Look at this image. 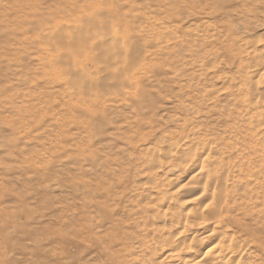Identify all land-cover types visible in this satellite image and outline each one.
Instances as JSON below:
<instances>
[{"label": "rangeland", "instance_id": "rangeland-1", "mask_svg": "<svg viewBox=\"0 0 264 264\" xmlns=\"http://www.w3.org/2000/svg\"><path fill=\"white\" fill-rule=\"evenodd\" d=\"M209 3L0 0L1 264H139L147 227L138 223L139 213L129 214L131 206L136 211L156 201L160 195L156 182L169 185L170 191L188 183L208 153L180 139L182 125L199 126L203 138L208 129H214L213 137L220 133L239 146L247 134L257 138L264 134V126L245 120L250 115H244L240 106L239 87L241 74L254 64V55L264 50V43L256 45L254 52L251 46L242 52V40L237 39L240 30L231 24L244 0H227L215 11L207 7ZM74 4L113 8L135 25L128 35L131 40L126 43L125 59L127 76L145 62L137 73L142 86L139 92L145 95L138 108L116 98L114 93L126 82L116 72L102 71L104 52L94 50L86 59L84 48L66 44L59 47L61 57L79 50V60H86V73H78L84 91L92 92L88 86L98 78L97 92L108 99L98 107L75 103L80 90L71 86L70 75H64L71 66L56 62L57 49L52 51L54 46L48 48L50 43L41 39L54 23L75 24L89 10L66 16ZM256 11L264 8L257 4ZM262 34L264 28H258L242 39ZM154 104L156 118L145 123ZM233 110L242 116L237 131L229 129L228 114ZM162 126L164 130L154 136L153 130ZM157 153L171 159V164L165 158L162 164H154L151 155ZM184 153L187 155L182 157ZM210 155L217 156L215 152ZM187 191L175 197L173 208L187 211L198 206L193 201L199 193ZM140 195L151 197L141 201ZM246 195H259L258 201L254 198L257 205L264 202V188L255 183L238 198L246 199ZM242 216L251 229L261 231L264 241V226ZM115 220L137 235L126 263L114 256L118 249L107 235L114 230ZM202 228L191 223L188 229L204 235ZM192 237L185 236L184 241L196 247L195 242L190 243ZM149 241L152 243L151 237ZM215 243L196 247L191 261L201 259ZM152 248L148 251L162 256ZM263 248L258 243L250 247L243 264H264ZM198 264H206V260Z\"/></svg>", "mask_w": 264, "mask_h": 264}, {"label": "bare ground", "instance_id": "bare-ground-1", "mask_svg": "<svg viewBox=\"0 0 264 264\" xmlns=\"http://www.w3.org/2000/svg\"><path fill=\"white\" fill-rule=\"evenodd\" d=\"M74 5L66 16L75 13L72 16L75 17L81 11L89 10L85 11L75 24L66 26L61 22L54 23L52 28L47 29L42 35L41 39L43 43H50L48 48L51 45L54 46L52 51L57 49L56 62L71 66L70 73L65 72L64 75H70L71 86H75L76 90H80L79 93L76 92L77 96H74L75 103L91 104L98 107L105 105L108 99L104 94H98L97 92L98 78L93 79L88 86L92 92L84 91L78 73L80 72L83 75L86 73L84 68L86 60H79L78 57L82 56V51L75 49L67 57H61L59 47H66V44L76 46L78 49L84 48L86 59L90 57L94 50L104 52L105 67H102V71L113 74L116 72L118 76L124 77L123 80L126 82L123 83L118 92L114 93L116 98L121 103L136 105L138 108L144 102L142 99H145V95L139 92L142 86L140 81L137 80V73L142 70L141 66L145 62L137 64L132 69L131 75L127 76L129 63L125 59L128 52L126 43L131 40L130 33H132L135 25L126 20L125 14L115 12L113 8L111 10L100 8L99 4L87 8L79 4ZM59 43L64 44L59 45ZM243 51L246 52L247 48H242ZM261 51L260 54L254 55L257 56L252 60L254 64L246 66V71L241 74L239 83L242 92L240 99L243 102L240 103V106L244 109V115H250L245 120L249 121L250 124L256 122L258 127L264 126V104L259 102L260 97L264 96V81H261L260 77V73L264 72V63L261 62L264 61V50ZM142 58L146 61V54ZM54 65L55 63L52 64V66ZM250 67L255 68L254 73L250 74L248 72ZM249 78L251 81H257V83L246 86L250 83ZM133 100L138 101L134 103ZM155 108V104L151 106L150 112H153V114L145 119V123H151L155 120ZM239 114L240 111L238 110L230 111L228 114V118L232 122L229 126L230 130L237 131L241 129V126L236 125L242 118ZM163 128V126L155 128L153 135L158 136V133L164 130ZM213 130L208 129L206 131L207 135L203 138V135L199 134L202 131L199 126L182 125L179 133L180 139L184 143H188L190 147H195L196 150H208L204 160L199 166L197 165L196 171L188 183L179 184L170 191L169 185L156 182L155 187L160 194L156 201L148 202L149 204L139 207L136 211L131 206L129 214L139 213L138 219L140 221L138 223L147 227L143 233V235L146 234L145 240L141 239L144 251L139 264H171L173 260H176L177 264H198L202 260H206V264H243L246 262L245 255L250 247L256 243L262 248L264 247V241L261 240L260 236L261 231L251 229L244 222L245 218L242 216L243 214L253 219L256 226H264V202H260L258 205L257 202H254V198L258 201L259 195H246V199L238 198L244 189L248 190L254 183L261 189L264 188V175L262 174V170H264V134L262 133L263 135L258 138L247 134L243 137L242 145L239 146L237 142L228 140L225 135L220 133H214L213 137ZM133 149L136 150L137 147L133 146ZM212 152H215L217 156L212 157L210 155ZM186 155L187 153H184L181 156ZM164 158L169 161L168 164H171V159H167L168 157L163 156L161 153L151 155V161L154 164L157 162L162 164ZM187 190H190V194L193 193V195L199 193L193 201L194 204L197 202L198 206L187 211L173 208L175 197ZM148 197L151 196L140 195L141 201L146 200ZM107 202L108 200L104 201L106 205H108ZM109 205L115 211L114 205L111 203ZM101 207L105 206L101 204ZM157 223H161L162 226L160 228L152 227ZM191 223L194 226L203 227L202 229L206 231L204 235H197V231L189 230ZM169 227L173 228V231ZM107 235L111 243L116 245L118 249L114 256L121 262L126 263L130 256L128 250H131L137 235L127 228L126 224L121 225L118 220L114 222V230ZM192 235L190 243L195 242L197 248L204 247L207 242L212 241L213 243L216 241L208 253L202 256L201 259H195L194 261H191V258L197 251L196 247L188 245L184 241L185 236ZM150 237L152 243L149 241ZM152 245L154 248H152ZM150 248L160 251L162 256H155L153 250L148 251ZM1 255L2 252L0 251V262ZM246 264L251 263L247 261Z\"/></svg>", "mask_w": 264, "mask_h": 264}, {"label": "clouds", "instance_id": "clouds-1", "mask_svg": "<svg viewBox=\"0 0 264 264\" xmlns=\"http://www.w3.org/2000/svg\"><path fill=\"white\" fill-rule=\"evenodd\" d=\"M227 2V0H210V3L207 7H210L213 11L217 10L220 4ZM259 4L262 8H264V0H244V6L239 8L233 16L235 19V23L231 24L233 29H239L240 35H238L237 39L242 40V47L247 48L249 46L252 47L253 52L255 51V46L264 43V34H262L259 38L243 40V36L254 32L258 28H264V11L257 12L256 7ZM231 23V22H230ZM247 54V53H245ZM264 63V61H261ZM248 72L254 73L255 68L250 67ZM261 81H264V72L260 73ZM249 85L257 83V81H251L249 78ZM260 103L264 104V96L260 97Z\"/></svg>", "mask_w": 264, "mask_h": 264}]
</instances>
